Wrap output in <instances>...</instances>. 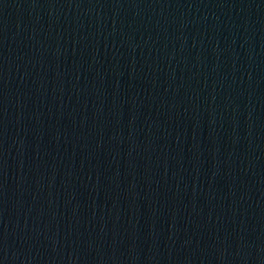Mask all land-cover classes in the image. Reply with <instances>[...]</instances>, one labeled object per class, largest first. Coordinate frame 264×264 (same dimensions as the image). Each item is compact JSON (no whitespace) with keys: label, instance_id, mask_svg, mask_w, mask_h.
Wrapping results in <instances>:
<instances>
[{"label":"water","instance_id":"water-1","mask_svg":"<svg viewBox=\"0 0 264 264\" xmlns=\"http://www.w3.org/2000/svg\"><path fill=\"white\" fill-rule=\"evenodd\" d=\"M0 264H264V0H0Z\"/></svg>","mask_w":264,"mask_h":264}]
</instances>
